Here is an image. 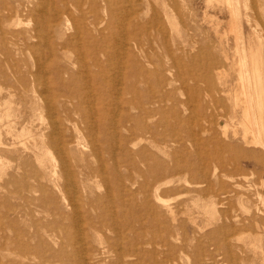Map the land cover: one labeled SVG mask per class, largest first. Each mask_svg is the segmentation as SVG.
<instances>
[{
	"label": "rangeland",
	"instance_id": "rangeland-1",
	"mask_svg": "<svg viewBox=\"0 0 264 264\" xmlns=\"http://www.w3.org/2000/svg\"><path fill=\"white\" fill-rule=\"evenodd\" d=\"M57 1L60 0H54ZM89 1L82 2V8H69L73 13L70 15L76 17V20L71 17V21L63 24L64 27L61 26L62 28L54 33H47L33 27L35 21L32 13L39 12L35 10L36 7L39 9L47 5L48 0H0V15L6 13L0 16V111L6 112L8 108V111L13 113L12 118L16 120V116L20 115L21 121L16 126L18 129L26 127L25 125L34 124L33 129L40 126L42 132L49 134L46 137L47 143L50 144L49 151L53 137L57 135H52L49 129V118L44 110L46 102L41 96L54 94L52 89L64 86L67 84L64 81H68L71 88L78 87L77 90L89 97L88 105H91V110L100 113V117L92 123L89 122L88 129L85 128L84 122L67 123L74 142L83 137L80 146L83 152L86 150L84 154L91 163L88 166L93 167L92 170L81 162L83 173L77 171L79 175L75 176V179L81 177L78 179L79 185L87 186L83 191L85 197L77 193L75 201L79 208L73 205L74 202L68 203L71 200L66 199L64 190L54 186L49 179H43L41 186L39 185V181L32 176L35 173L33 170L38 169L33 149V152L25 150L24 145L17 142L14 149L9 145L8 150L0 155V264H264V149L255 144L253 133L246 131L250 129L249 125H246L245 102L241 100L243 94L240 83V56L237 53L234 34L226 32L230 19L226 2L110 0L113 5L112 15L105 14L101 9L104 13L100 11L99 16L100 20L104 21L96 24L98 31L92 33L94 28L90 26L89 31L78 35L80 28L75 24L82 23L80 16L86 13L84 20H87V25L96 14L90 12ZM246 1L250 9L244 4L241 8L246 39L258 40L264 51V0ZM13 7L15 13L11 10ZM40 10V15L47 13V10ZM29 11L33 12L28 13ZM46 15L48 17V13ZM19 18L22 19L21 22L18 21ZM109 20L111 22L108 24ZM35 33L38 36H35ZM94 34H98V37ZM89 37L92 39L89 40ZM105 37L108 39L106 44L112 56L118 51H126L122 58L123 63H108L106 58L102 57L99 67L103 69L91 65L94 69L103 70L108 79L107 83L101 82V79L86 78L79 63H76L79 69L74 64L81 54L84 56L89 53V47L85 48L87 44L102 41ZM55 41H58V44ZM67 41L72 44L70 46L66 43L70 47L65 44ZM116 42L119 47L126 43L120 49L115 46ZM59 43L65 46L60 44L61 47H58ZM51 50L58 52H53L54 56L50 57L48 55ZM58 54H62V58ZM133 58L135 60H132ZM91 59L92 56L88 54L86 60L90 62ZM17 69L19 71H16ZM77 69L82 70L81 74ZM66 70L67 73L64 72ZM15 71L19 75L13 74ZM61 73L62 77L58 76ZM22 81L25 82L24 85ZM53 81L55 84L51 86ZM73 81L76 86L72 84ZM132 81L134 85L130 86ZM152 95L156 96L157 100L151 98ZM131 96L134 103L132 107L128 102ZM117 98L118 103L115 101ZM148 98L157 101L152 106L156 113L145 116L138 104L142 103L144 106ZM86 109L89 107L86 106ZM150 110L147 107V111ZM129 111L135 116L131 122L133 130L136 129L135 133L132 129L128 130L130 125L127 124L130 122L126 121V115ZM142 118L150 126H154L156 122L159 128L157 136L151 137L149 133L145 135L137 129ZM225 124L229 126L224 128ZM75 127H80L85 133L81 129L77 133ZM250 135L252 137L248 139ZM92 137L97 143L96 156L92 153L94 149L90 148L94 146L89 142ZM3 138L7 142L11 141V136L4 134ZM104 140L108 144H105ZM153 145L157 147V151ZM141 148H145L147 159L139 154ZM155 153L161 154H158L160 157ZM76 154L80 156V153ZM154 157L161 160L163 157L162 161L168 162L164 163L166 166L178 163L175 171L160 179L162 184L152 180L155 169L152 168L149 173L145 171L146 163L155 165ZM254 157H261V163H254ZM15 160L18 161L17 165ZM189 160L192 163L194 160L199 162L201 169H193L194 172L196 170L195 173L193 170L181 169ZM72 168L76 172V167ZM205 170H208L207 174ZM87 172L90 173L89 176ZM196 176H203L205 181L197 183ZM155 187L160 188L159 191ZM56 189L59 193H56ZM108 191L110 196L106 201L101 195ZM95 195L99 201L90 204L87 197L96 199ZM155 195L160 200L163 199L161 203ZM56 199L65 201V204ZM153 206L157 208L154 209ZM167 206L172 207L176 218L171 217ZM127 240H131L130 248ZM108 244L113 250L104 252L103 249L108 248ZM124 252H128V255ZM56 253L61 254V258L56 256ZM90 253L94 255L90 257ZM30 255L31 258H28ZM59 258L61 260L58 261Z\"/></svg>",
	"mask_w": 264,
	"mask_h": 264
},
{
	"label": "bare ground",
	"instance_id": "bare-ground-1",
	"mask_svg": "<svg viewBox=\"0 0 264 264\" xmlns=\"http://www.w3.org/2000/svg\"><path fill=\"white\" fill-rule=\"evenodd\" d=\"M86 2H87V0H85ZM85 1H82L81 0V2H80V0H73L72 2H70V0H60V1H57V2H54V0H48V2H47V0H46V2H47V5L45 4L44 6H41L40 8H42V10H47V13H48V17H47V13H43L42 15H40L39 13L41 12V10H40V8L38 9V7H36V9L35 8H33V9H35V10H37V11H39V12H35V13H32V12H28V13H32V16H33V18H34V21L35 22H33V20L31 19V21L35 24L34 26H33V24H32V26L35 28V29H37V30H45L47 33L49 32V33H54V31L55 30H58L61 26L62 27H64L63 26V24L65 23V22H68V21H71V20H69L71 17V19H74L75 18V20H76V17H74L73 18V15H70L72 12H70V10H69V8L71 7V6H73L72 7V9L74 8V6H76V8H82V6L81 5H83L84 3H85ZM219 0H217V2H218ZM225 2H226V5L228 6V8H229V12H230V19H229V23H228V27H227V31L226 32H232L233 34H234V38H235V44L237 45V48H236V46H235V48L237 49V53L239 54V56H240V58H239V56H238V58L240 59L239 60V65H240V83H241V85H242V94H243V98H241V100H243L244 102H245V116H246V119H247V122H246V125H249V128L248 129H250V130H246V131H251V133H253V135H254V142H255V144L257 145V146H259V148L261 147L262 149H264V51L262 50V48H261V46H260V44H259V41L258 40H256L255 41V39H253L252 38V40H247L246 39V35H245V31H244V27H243V24H242V20H241V16H243L242 15V13H241V8H242V6H243V4H244V6L247 8V1L246 0H224ZM40 2V1H39ZM38 2V3H39ZM82 2H84L83 4H82ZM91 2V5L89 4V6L91 7V11L90 12H95V13H93V14H95L94 16V19L92 18V19H90L91 21H89V19H88V21H89V23L86 25V23H87V20H84L85 19V17L86 16H84V15H82V16H80V17H82L80 20L82 21V23H79V24H75L78 28H80L79 29V31L80 32H78L77 34L78 35H80L79 33H86L87 31H89V29H90V26H92L94 29L92 30V33H93V31H98V26H96V24L99 22V21H102V20H100V16H99V12L101 11V9L105 12V14H108L109 16H111L112 15V9H113V5H112V2L110 1V0H90L88 3H90ZM209 2H210V0H209ZM211 2H212V0H211ZM44 2L42 1V3L41 4H43ZM81 3V4H80ZM214 3H215V1H214ZM40 4V5H41ZM218 4V3H217ZM220 4V3H219ZM211 5V4H210ZM223 5V4H222ZM20 6H21V4H20ZM77 6H79V7H77ZM81 6V7H80ZM221 6V5H220ZM225 6V5H224ZM250 5H248V7H249ZM24 7V6H23ZM22 7V8H23ZM221 7H223V6H221ZM21 8V9H22ZM30 8V7H29ZM13 9H14V7L13 8H11V10L13 11ZM249 9H250V7H249ZM10 10V11H11ZM17 10V9H16ZM20 10V9H19ZM26 10H27V8H26ZM34 10V11H35ZM24 11H25V9H24ZM24 11H22V12H24ZM249 11V10H248ZM14 12V11H13ZM21 12V11H20ZM21 12V13H22ZM102 12V11H101ZM104 12H102V13H104ZM246 12V11H245ZM250 12V11H249ZM9 13V12H8ZM7 13V14H8ZM15 13V12H14ZM209 13V12H208ZM5 15H6V13H4ZM4 14H1V15H4ZM10 14H12V13H10ZM25 14H26V12H25ZM73 14V13H72ZM75 14V13H74ZM0 15V16H1ZM19 15V14H18ZM22 15H24V13L22 14ZM21 14H20V16H22ZM76 15V14H75ZM74 15V16H75ZM81 15V14H80ZM101 15V14H100ZM209 15V14H208ZM207 15V16H208ZM212 15V14H211ZM247 15V14H246ZM27 16V15H26ZM31 16V15H30ZM46 16V17H45ZM79 16V15H78ZM104 17L106 16V15H103ZM102 16V18H104ZM206 16V15H205ZM210 16V15H209ZM208 16V17H209ZM213 17H214V15H212ZM211 16V17H212ZM2 17V16H1ZM0 17V18H1ZM12 17V16H11ZM14 17H15V14H14ZM19 17V16H18ZM79 17V18H80ZM212 17V18H213ZM217 17V16H216ZM245 17V16H244ZM87 18H89L88 17V15H87ZM206 18V17H205ZM210 18V17H209ZM219 18V17H218ZM249 18H251L250 16H249ZM30 19V18H29ZM106 19H108V18H106ZM215 19V18H214ZM249 20V19H248ZM247 20V22L249 23V21ZM252 20V19H251ZM18 21H22V19H20L19 18V20ZM85 21H86V23H85ZM104 21V20H103ZM208 21V20H207ZM216 21V20H215ZM108 22V24L111 22L110 20L109 21H107ZM125 22V21H124ZM220 22V21H219ZM219 22H217V23H219ZM29 24V23H28ZM100 24H101V22H100ZM251 24V23H250ZM249 24V25H250ZM66 25V24H65ZM210 25V24H209ZM216 24L214 23V26H215ZM219 25H220V23H219ZM100 26V25H99ZM226 26V25H225ZM258 26H260V25H258ZM61 27V28H62ZM91 27V28H92ZM213 27V26H212ZM215 28V27H214ZM261 29V28H260ZM263 29V28H262ZM36 30V31H37ZM217 30V29H216ZM18 31V30H17ZM16 31V32H17ZM22 30H20V32H21ZM34 31V30H33ZM78 31V30H77ZM91 31V30H90ZM263 31V30H262ZM25 32V31H24ZM23 32V33H24ZM31 32V31H30ZM62 32V31H61ZM219 32H221V30L219 31ZM32 33V32H31ZM36 33H38V32H36ZM35 33V34H36ZM45 33V32H44ZM257 33V32H256ZM21 34H22V32H21ZM26 34V33H25ZM24 34V35H25ZM33 34H34V32H33ZM219 34V33H218ZM224 34V33H223ZM223 34H220V35H223ZM258 34V33H257ZM19 35V34H18ZM39 35H40V33H39ZM44 35H46V34H44ZM44 35H42L43 37H46V36H44ZM64 35V34H63ZM84 35V34H83ZM98 34H94V36H97ZM216 35H217V33H216ZM32 36V35H31ZM35 36H38L37 34L35 35ZM59 36V35H58ZM93 36V35H92ZM53 37H54V35H53ZM55 37H57V35L55 36ZM76 37V36H75ZM75 37H74V39H75ZM80 37V36H79ZM98 37V36H97ZM96 37V38H97ZM68 38V37H67ZM73 38V37H72ZM71 38V39H72ZM77 38V37H76ZM94 38V37H93ZM106 38V37H105ZM222 38V37H221ZM59 39H61L60 37H59ZM90 39H92L91 37H89V40ZM224 39V38H223ZM52 40V39H51ZM66 40H68V39H66ZM80 40V39H79ZM124 40H125V38H124ZM16 41H18L17 39H16ZM72 41V40H71ZM77 41H78V39H77ZM13 42V41H12ZM51 42V41H50ZM57 44H58V41H55ZM15 43V42H14ZM61 43H62V41H61ZM61 43H59V45L61 44ZM64 43V42H63ZM66 43H69V41H67V42H65V44ZM76 43V42H75ZM78 43V42H77ZM76 43V44H77ZM106 43H108V39L106 38V39H103L102 41H93V42H91L90 44H87V46L85 47V48H87V47H89V53L88 54H90L91 56H92V59H91V61L90 62H88V60H86V57L88 56V54L86 55L85 53L87 52L85 49V55L83 56L82 54V56L80 55L78 58H77V60H76V57H75V60L77 61H75V63L74 62H70L71 64L72 63H74V64H78L79 63V65L82 67V70H78L80 67H79V65H77L78 66V71H80L79 72V74H81V71L86 75V78L87 77H89L91 80H93V79H101V82H105V83H107L108 82V79H107V76L104 74V72H103V68L102 67H99L100 66V64H101V62H100V60H102V57H105L106 58V60L105 61H107L108 63L110 62H119V63H123V59L122 58H124L123 56L124 55H126V51H118L117 53H115L114 54V56H112L111 54V51L109 52V46H107V44ZM126 43V42H125ZM125 43L121 46V47H119V44L116 42L115 44V46L118 48H123V46H125ZM17 44V43H16ZM65 44H61L62 45V47H64L65 46ZM70 44V43H69ZM51 45V44H50ZM61 45L60 46H58V47H61ZM67 45V44H66ZM72 44H70V46H71ZM67 46H69V45H67ZM69 46V47H70ZM74 46V45H73ZM76 46V45H75ZM78 47L80 46V44L79 45H77ZM114 46V45H113ZM3 47V46H2ZM5 47V46H4ZM68 47V48H69ZM78 47H76V49L78 48ZM82 48H83V46H81ZM81 47L79 48V49H81ZM224 47V46H223ZM7 48V47H6ZM51 48H52V46H51ZM57 48V47H56ZM11 49H12V47H11ZM49 49H50V46H49ZM60 49V48H59ZM58 49V50H59ZM67 49V48H66ZM73 49V48H72ZM5 50V49H4ZM61 50V49H60ZM83 50V49H82ZM6 51H8L9 52V50H8V48H7V50ZM236 51V50H235ZM234 51V52H235ZM54 52V51H53ZM52 52V50L50 51V53H49V55L48 56H50V57H52V56H54V53L55 52H58L57 50H55V52L53 53ZM74 52V51H73ZM84 52V51H83ZM64 52H62V54H63ZM236 53V52H235ZM234 53V54H235ZM56 54V53H55ZM61 54V55H62ZM75 54V53H74ZM77 54V53H76ZM128 54V53H127ZM59 55V54H58ZM61 55H59L61 58H62V56ZM235 55H237V54H235ZM59 56H57V57H59ZM77 56V55H76ZM128 56H130L129 54H128ZM132 57V56H131ZM54 58V57H53ZM53 58H52V60H53ZM56 58V57H55ZM236 58H237V56H236ZM60 59V58H59ZM58 59V60H59ZM88 59H90L89 57H88ZM115 59L117 60V61H115ZM122 59V60H121ZM57 60V61H58ZM132 60H135L134 58L132 59ZM237 60V59H236ZM50 61V60H49ZM74 61V60H73ZM125 61V60H124ZM129 61V60H128ZM49 63V62H48ZM65 63V62H64ZM129 63V62H128ZM135 63H136V61H135ZM58 65V64H57ZM61 65V64H60ZM91 65H93V66H98L99 68H102V69H94ZM126 65V64H125ZM125 65H124V67H125ZM133 65V64H132ZM67 65H65V67H66ZM103 66V65H102ZM130 66V65H129ZM97 67V68H98ZM123 66H121V68H122ZM131 67V66H130ZM133 67V66H132ZM20 68V67H19ZM120 68V69H121ZM137 68V67H136ZM239 68V67H238ZM66 69V68H65ZM67 69H68V67H67ZM124 69V68H123ZM126 69V68H125ZM124 69V70H125ZM14 70V69H13ZM61 70H62V68H61ZM70 70V69H69ZM123 70V72H125ZM128 70V69H127ZM133 70V69H132ZM135 70V69H134ZM16 71H19L18 69L16 70ZM13 72V74L14 73H17V72ZM50 71V70H49ZM57 71V70H56ZM60 71V69L58 68V73H60L59 72ZM21 72V71H20ZM64 72H66L67 73V70L66 71H64ZM70 72V71H69ZM136 72V71H135ZM22 73V72H21ZM52 73H54V72H52ZM63 73V72H62ZM62 73H61V75H58V76H61L62 77ZM74 73H76V71L74 72ZM74 73H73V75H74ZM121 73V72H120ZM18 74V73H17ZM72 74V73H71ZM125 74H127V73H125ZM124 74V75H125ZM130 74H131V72H130ZM19 75V74H18ZM22 75V74H21ZM76 75H77V73H76ZM83 76V75H82ZM74 77H76L77 78V76H74ZM73 77V78H74ZM124 77V76H123ZM18 78H19V76H18ZM75 78V79H76ZM79 78H80V76H79ZM93 78V79H92ZM121 79H123L122 77H120ZM155 78H157L156 76H155ZM89 79V80H90ZM125 79H126V77H125ZM133 79V78H132ZM239 79V78H238ZM127 80H129V79H127ZM131 80V79H130ZM157 80V79H156ZM60 81H61V79H60ZM80 81H81V78H80ZM85 81H86V79H85ZM119 81H120V79H119ZM138 81V80H137ZM19 82V81H18ZM23 82V85H24V81H22ZM64 82H67V84L66 85H64V86H61V87H59V86H57L58 88H56V89H52V90H54L53 92H54V94H50V95H46V96H41V98L42 99H44L45 100V104H44V110L46 111V113H47V116H48V118H49V121H48V123H49V129H51V133H52V135H54V134H56V135H54V136H56V137H53L54 139L52 140L53 142H51V144H52V148L54 149V151L52 152L51 150H52V148H51V150L49 151V148L50 147H48V146H50V144L49 143H47V141H46V137H48L49 136V134H47L45 131H41L40 130V128L38 127L37 129H33V125H29V126H27V125H25L26 127H20L21 129H18L16 126H17V124L18 123H20V119H19V117H20V115L18 116H16V114H15V116L16 117H18V119L16 120V119H14V118H12V116H13V113H11L10 112V110L8 111V108H7V111L6 112H2V111H0V155H2V153H4V152H6L7 150H8V146L10 145L11 146V148H13L14 149V147H15V145H16V143L17 142H21L23 145H24V148H25V150H27V149H29V150H31L32 151V149H33V151H34V154H35V158L37 159V162L35 161V164L36 163H38V169L37 170H33V172H35L32 176L37 180V181H39V185L41 186V181H43V179L44 180H50V181H52L53 182V184H54V186L56 185L60 190H64V194H66V199L68 200V198L71 200V202L69 201H66V202H68V203H73V205L75 206V207H77V208H79V204L75 201L77 198V193H79L80 195H81V197H85V195H84V192L83 191H85V189H86V187H85V185H83V184H81V185H79L78 184V181H80V180H78L79 178H81V177H79L78 179H75V176H76V174H78L77 173V171L79 172V173H83V171L82 170H84V167L83 166H81V162H82V165H84V166H87V167H89L88 166V164L90 163L89 161H88V156L86 157L85 156V154H84V152L86 151H84L83 152V148L81 149V140L83 139V137H82V139H78L77 141L75 140V142H74V139H72V133H70L69 132V130H70V127L68 126V122H70V123H72L71 121H78L77 123H79V121L80 122H84L86 125H85V128H89L90 127V123L89 122H91L92 123V121H95L98 117H100V113H98L97 111H92L91 109V105L89 104L88 105V103H89V101H90V99H89V97H86V95L83 93V92H81V90H77V89H79L78 87H76V89H73V88H71L70 86L71 85H68V81H64ZM71 82V81H70ZM75 82H76V80H75ZM82 82L84 83V81L82 80ZM129 82V81H128ZM127 81H126V83H128ZM135 82V81H134ZM28 83V82H27ZM78 83V82H77ZM86 83V82H85ZM93 83V82H92ZM19 84H20V82H19ZM55 84V81H53L52 83H51V86H53ZM73 85H75L74 84V81H73V83H72ZM102 84V83H101ZM101 84H99V85H101ZM124 84V83H123ZM22 85V84H21ZM57 85V84H56ZM72 85V86H73ZM98 85V84H97ZM103 85V84H102ZM131 85H134V83H133V81H132V84H130V86ZM240 85V86H241ZM50 86V87H51ZM76 86V85H75ZM87 86V85H86ZM105 86V85H104ZM124 86V85H123ZM129 86V85H128ZM127 86V88H129ZM137 86V85H136ZM154 86V85H153ZM17 87H18V84H17ZM74 87V86H73ZM133 88H134V86H132ZM21 89V88H20ZM135 89H138V88H135ZM134 89V90H135ZM26 90V89H25ZM46 90V89H45ZM44 90V91H45ZM128 90V89H127ZM84 91V90H83ZM136 91V90H135ZM146 91V90H145ZM149 91V90H148ZM129 92V91H128ZM127 92V93H128ZM133 92V91H132ZM86 93V92H85ZM146 93V92H145ZM149 93H150V91H149ZM22 94V93H21ZM155 94V93H154ZM101 95H103V93L101 94ZM130 95H133V94H131L130 93ZM129 95V96H130ZM128 96V97H129ZM134 96V95H133ZM148 96V95H147ZM91 97H93L92 95H91ZM151 98L153 97V99H155V100H157L156 98V96L154 97L153 95L152 96H150ZM55 98H56V100H55ZM57 98H59L60 100H58ZM123 98V97H122ZM151 98H148L149 100H147V104H144V106L142 105V103L140 104H138V106L141 108V113H143V115H150V114H153V113H156L155 112V108L153 109L152 108V106H153V104H154V102L155 101H153V99H151ZM132 96H131V99L128 101V102H130L129 103V105L132 107V105H134V103H132ZM91 100H92V98H91ZM115 101H117V103L119 102V100H118V98H117V100H115ZM44 102V101H43ZM157 102V101H156ZM155 102V103H156ZM92 104V103H91ZM93 105V104H92ZM86 106H88L89 107V109L87 110L86 109ZM137 106V105H136ZM147 107L149 108V109H151L150 110V112L149 111H147ZM2 109V108H1ZM4 110V109H3ZM154 111V112H153ZM154 115V114H153ZM42 117H44V116H42ZM145 118V117H144ZM144 118H142V120L138 123V126H137V129H139L140 131H141V133H143V134H145V135H147L146 133H149V135L151 136V137H155V136H157L158 134H159V128L157 127L158 125L156 124V122H155V125L154 126H150V125H148V124H146L145 122H144ZM148 118H151V117H148ZM134 119H135V116L129 111L128 113H127V115H126V121L128 120L129 122H130V124H127V125H130L129 127H128V130H130V129H132L133 130V128H132V120L134 121ZM31 122H32V120H30ZM147 121V120H146ZM27 122H28V120H27ZM103 123V125H105V123H104V121H102ZM148 122V121H147ZM26 124V123H25ZM29 124V123H28ZM98 124V123H97ZM150 124H151V122H150ZM159 124V123H158ZM242 124V123H241ZM20 125V124H19ZM22 125V124H21ZM71 125V124H70ZM74 125V124H73ZM160 125V124H159ZM228 124H225L224 125V128H226V126H227ZM81 126V125H80ZM229 126V125H228ZM94 127V126H93ZM240 127V126H239ZM47 128V127H46ZM76 128V131H77V133L78 132H80V129L82 128V126H81V128L80 127H75ZM92 128V127H91ZM44 129V128H43ZM33 130H36V131H33ZM82 130V132H83V129H81ZM92 130V129H91ZM136 130V129H135ZM135 130H133V132L135 131ZM50 131V130H49ZM71 131V130H70ZM90 131V130H89ZM243 131H244V129H243ZM48 132V131H47ZM81 132V134L83 135V133H85V132H83L82 133ZM54 133V134H53ZM135 133V132H134ZM139 134H140V132H138ZM8 135V136H11V141L10 142H7L6 140H4V138H3V135ZM75 134V133H74ZM80 134V133H79ZM132 134V133H131ZM157 134V135H156ZM48 135V136H47ZM77 135V134H76ZM93 135V134H92ZM78 136H81V135H78ZM50 137H52V136H50ZM146 138L148 137V136H145ZM150 137V138H151ZM252 136L250 135V136H248V139L249 138H251ZM76 138V137H75ZM132 138V137H131ZM48 139V138H47ZM104 139H106V138H104ZM143 139V138H142ZM247 139V140H248ZM253 139V138H252ZM84 140V139H83ZM153 140H154V138H153ZM173 140V139H172ZM51 141V140H50ZM95 141H96V139L94 138V137H92V139H90V141L89 142H91L90 143V145H94V146H90V148L92 147L93 149H94V152H92L93 153V155H95L96 153H98V148H96L97 146V143H95ZM105 141V144H108L107 142H106V140H104ZM147 141V140H146ZM149 141V140H148ZM152 140H150L149 142H151ZM250 141H251V139H250ZM249 141V142H250ZM49 142V141H48ZM82 142H84V141H82ZM157 143V142H156ZM155 143V144H156ZM21 144V145H22ZM87 144V143H86ZM251 144V143H250ZM166 145V144H165ZM168 145V144H167ZM147 148L146 149H148L149 147L148 146H146ZM153 147H155L154 145H153ZM160 147V146H159ZM164 147V146H163ZM85 148H87V147H85ZM156 148L157 147H155V150H156ZM184 148V147H183ZM182 148V149H183ZM258 148V147H257ZM149 150V149H148ZM159 150V149H158ZM165 150V149H164ZM32 151V152H33ZM152 151V150H151ZM157 151V150H156ZM163 151V150H162ZM162 151H160V152H162ZM259 151V150H258ZM75 152V153H74ZM76 152L80 155V156H78L77 154H76ZM153 152H155V151H153ZM56 153V154H55ZM164 153V152H163ZM162 153V154H163ZM173 153V152H172ZM139 154L141 155V156H143L144 158H146V157H148V155L146 156V153H145V148H141L140 150H139ZM155 154H157V153H155ZM159 154V153H158ZM157 154V156H159V155H161V154H159L158 155ZM165 154H167V152L165 153ZM174 154H175V152H174ZM173 154V155H174ZM56 155H57V157H56ZM99 155V154H98ZM264 155V154H263ZM90 156V155H89ZM92 156V155H91ZM96 156V155H95ZM151 156V155H150ZM149 156V157H150ZM154 156H156V155H154ZM3 157H5V156H3ZM160 157V156H159ZM175 157V156H174ZM183 157H184V155H183ZM186 157H188V154L186 155ZM190 157V156H189ZM262 157V156H261ZM261 157H254L253 158V162L254 163H256V164H260L261 163ZM0 158H2V157H0ZM58 158V159H57ZM151 158V157H150ZM177 158V157H176ZM192 158V157H191ZM16 159V158H15ZM19 159V158H18ZM147 159V158H146ZM154 159V166H151V164L150 163H146V169H145V171L146 172H150L151 171V169L153 168V169H155V172L152 174V180L153 181H156V183L157 182H160L161 184H162V181L160 180L161 178H163V176H165L166 175V177H167V175L168 174H171L172 172H173V170L176 168V167H178V163H175V164H169V165H171V166H169V165H165L164 163H168V162H163L164 160H163V157H162V160L161 159H159V158H157V157H154L153 158ZM178 159V158H177ZM180 160H181V158H179ZM187 159H189V158H187ZM25 160V159H24ZM172 160H174L173 158H172ZM190 160H192V159H190ZM186 161L185 162V164H183L182 166L184 167V168H181V169H186V170H193V169H197L199 166H200V164H199V162H196L195 160H194V163H192L191 161ZM16 161V160H15ZM33 161V160H32ZM58 161V162H57ZM146 161V160H145ZM167 161V160H166ZM179 161V160H178ZM24 162V161H23ZM27 162V161H26ZM34 162V161H33ZM152 162V161H151ZM175 161H173V163H174ZM183 162V161H182ZM17 163H18V161H16V165H17ZM170 163V162H169ZM25 164V163H24ZM91 164V163H90ZM2 165V164H1ZM15 165V166H16ZM33 165V164H32ZM143 165H144V163H143ZM181 165V164H180ZM262 165H264V164H262ZM3 166H5V164L3 165ZM25 166H26V164H25ZM36 166V165H35ZM76 167V172L73 170V168L72 167ZM22 167H23V165H22ZM19 168V167H18ZM27 168H28V166H27ZM27 168H26V170H27ZM90 169H92L93 167L91 166V167H89ZM144 168V167H143ZM208 168V167H207ZM29 169H31V168H29ZM35 169V168H34ZM199 169H201L200 167H199ZM198 169V170H199ZM209 169V168H208ZM93 170V169H92ZM92 170L90 171V172H92ZM197 170V171H198ZM29 171V170H28ZM175 171V170H174ZM179 171V170H178ZM208 171V170H207ZM207 171L205 170L204 172L207 174ZM210 171H211V169H210ZM21 172V171H20ZM23 172H24V169H23ZM27 172V171H26ZM94 172H96V171H94ZM99 172V171H98ZM185 172V171H184ZM193 172H194V170H193ZM195 172H196V170H195ZM194 172V173H195ZM214 172H215V170H214ZM28 173V172H27ZM30 173V172H29ZM28 173V174H29ZM32 173V172H31ZM85 173V172H84ZM188 173V172H187ZM204 173V174H205ZM86 174V173H85ZM87 174H88V176H89V174L90 173H88L87 172ZM91 174H93V172L91 173ZM192 174V173H191ZM203 174V173H202ZM79 175V174H78ZM197 175V174H196ZM29 176V175H28ZM28 176H26V177H28ZM81 176V175H80ZM206 176V175H205ZM210 176V175H209ZM93 177V176H92ZM170 177H171V175H170ZM197 177V176H196ZM30 179H31V177H29ZM85 178V177H84ZM203 178V176L202 177H197L196 178V182L198 183V182H203V181H205V179H202ZM34 179V180H35ZM63 179V180H62ZM89 179V178H88ZM171 179V178H170ZM208 179V178H207ZM206 179V180H207ZM31 180H33V179H31ZM30 180V182H32ZM33 180V181H34ZM66 180V181H65ZM160 180V181H159ZM88 181V180H87ZM96 181V180H95ZM146 181V180H145ZM167 181H168V179H167ZM194 181V180H193ZM45 182V181H44ZM43 182V183H44ZM52 182H51V184H52ZM166 182V181H165ZM170 182V181H169ZM210 182V181H209ZM25 183V182H24ZM50 183V182H49ZM97 183V182H96ZM195 183V182H194ZM263 183V182H262ZM35 184H37V183H35ZM45 184V183H44ZM53 184H52V186H53ZM99 183H97V185H98ZM101 184H104V183H101ZM155 184V183H154ZM165 184V183H164ZM167 184V183H166ZM46 185H49V184H46ZM156 185V184H155ZM158 185V184H157ZM156 185V186H157ZM160 185V184H159ZM197 185V184H196ZM199 185V184H198ZM264 185V184H263ZM262 185V186H263ZM25 186V185H24ZM27 186H29L28 184H27ZM32 186V185H31ZM33 186H34V184H33ZM94 186H95V184H94ZM99 186H100V184H99ZM102 186V185H101ZM100 186V187H101ZM146 186V185H145ZM161 186V185H160ZM80 187H81V189H80ZM97 187V186H96ZM107 187V186H106ZM159 187V186H158ZM27 188V187H26ZM25 188V189H26ZM44 188V187H43ZM48 188V187H47ZM145 188H147V187H145ZM19 189V188H18ZM24 189V188H23ZM38 189H39V187H38ZM52 189V188H51ZM108 189V188H107ZM155 189H157L156 187H155ZM158 189H160V188H158ZM157 189V190H158ZM20 190H21V188H20ZM30 190V189H29ZM28 190V191H29ZM53 190H54V188H53ZM57 190V189H56ZM23 191V190H22ZM25 191V190H24ZM107 191V190H106ZM156 191V190H155ZM159 191V190H158ZM34 192V191H33ZM109 192L110 191H108V192H105L104 193V195H101V196H104L103 198H106V201H107V198H109ZM34 193H36V192H34ZM37 193H39V192H37ZM56 193H59L58 192V190L56 191ZM96 193V192H95ZM156 193V192H155ZM26 195H27V193H25ZM40 194V193H39ZM50 194V193H49ZM62 194V193H61ZM86 194V193H85ZM99 194V193H98ZM103 194V193H102ZM130 194V193H129ZM132 194V193H131ZM157 194V193H156ZM16 195H18V193L16 194ZM20 195V194H19ZM33 195H35V194H33ZM41 195V194H40ZM53 195V194H52ZM87 195H88V193H87ZM97 195V194H96ZM95 195V197H96V199L95 198H90V197H87V199L89 200V202H91L90 204H92V203H94V201H96V200H98V197ZM28 196H30V193L28 194ZM49 196V195H48ZM60 197L62 196V195H59ZM89 196V195H88ZM147 197V199H148V196H146ZM146 197H145V199H146ZM25 198V197H24ZM30 198H31V196H30ZM37 198V197H36ZM41 198V197H40ZM47 198H49V197H47ZM46 198V199H47ZM51 198H53V197H51ZM155 198H157L156 197V195H155ZM162 198V197H161ZM64 199H65V197H64ZM80 199V198H79ZM95 199V200H94ZM102 199V198H101ZM158 199V201L161 203V201L163 200V199H161L160 200V198H157ZM263 200L262 201H264V197L262 198ZM38 200V199H37ZM41 200V199H40ZM50 200V199H49ZM56 200H59V199H56ZM63 200V199H62ZM104 200V199H103ZM51 201V200H50ZM55 201V200H54ZM53 201V202H54ZM60 201V200H59ZM99 201V200H98ZM109 201H111V200H109ZM41 202V201H40ZM61 203H64L65 201H60ZM59 202V203H60ZM83 202V201H82ZM122 202V201H121ZM169 202V201H168ZM212 202V201H211ZM213 203H214V200H213ZM47 204V203H46ZM54 204H56V202L54 203ZM65 204V203H64ZM96 204V203H95ZM121 204V203H120ZM146 203H144V205H145ZM148 204V203H147ZM146 204V205H147ZM37 205H39V204H37ZM45 205V204H44ZM61 205V204H60ZM71 205V204H70ZM72 205V206H73ZM170 205V204H169ZM48 206V205H47ZM62 206V205H61ZM74 206H73V208H74ZM214 206V205H213ZM263 206H264V204H263ZM45 207V206H44ZM88 207H89V205H88ZM88 207H86V208H88ZM93 207V206H92ZM148 207V206H147ZM154 207V209H156L157 207L156 206H153ZM156 207V208H155ZM168 208H167V210L170 212V214H172V216L171 217H175V215H176V213L173 211V209H172V207L171 206H167ZM71 208V207H70ZM152 208V207H151ZM159 208V207H158ZM48 209V208H47ZM95 209V208H94ZM94 209H92V210H94ZM98 209V208H97ZM161 209V208H160ZM159 209V210H160ZM205 209H206V207H205ZM246 209V208H245ZM248 209V208H247ZM71 210H72V208H71ZM78 210V209H77ZM88 210V209H87ZM90 210H91V207H90ZM146 210V209H145ZM148 210V209H147ZM161 210H163V208L161 209ZM75 211V210H74ZM150 211V210H149ZM148 211V212H149ZM157 211H158V209H157ZM205 211H207V210H205ZM58 212H59V210H58ZM88 212V211H87ZM145 212H147V211H145ZM159 212V211H158ZM161 213H162V211H160ZM60 213H62L61 211H60ZM77 213V212H76ZM167 213V212H166ZM174 213H175V215H174ZM212 213V212H211ZM80 214H82V213H79V215ZM84 214V213H83ZM90 214V213H89ZM89 214H88V216H89ZM78 215V214H77ZM92 214H90V216H91ZM215 215V214H214ZM83 216V215H82ZM111 216V215H110ZM109 216V217H110ZM113 216V215H112ZM226 217H227V215H226ZM90 218V217H89ZM106 218V217H105ZM176 218V217H175ZM87 220H88V218H86ZM93 219V218H92ZM103 219V218H102ZM111 219V218H110ZM98 220V219H97ZM96 220V221H97ZM109 220V219H108ZM115 220V219H114ZM92 221V220H91ZM102 220H100V222H101ZM105 222H106V219L104 220ZM90 222V221H89ZM94 222V221H93ZM112 222H114V221H112ZM114 223H116V222H114ZM93 224V223H92ZM92 224H90V225H92ZM117 224V223H116ZM229 224V223H228ZM234 224V223H233ZM232 224V225H233ZM243 224V223H242ZM257 224H259L258 222H257ZM124 225V224H123ZM130 225V224H129ZM128 225V226H129ZM221 225V224H220ZM235 225V224H234ZM263 225V224H262ZM115 226V225H114ZM117 226V225H116ZM230 226V225H229ZM242 226V225H241ZM220 227V226H219ZM219 227H217V228H219ZM228 227V226H227ZM226 227V228H227ZM246 227V226H245ZM245 227H243V228H245ZM118 228V227H117ZM117 228H114L115 230L117 229ZM132 228V227H131ZM130 228V229H131ZM231 228V227H230ZM127 229V228H126ZM233 229V228H232ZM232 229H231V231H232ZM235 229V228H234ZM214 231V230H213ZM220 231V230H219ZM227 230H225V232H226ZM230 231V230H229ZM229 231H227V232H229ZM211 232H212V230H211ZM118 233V232H117ZM210 233V232H209ZM217 233V232H216ZM123 235V234H122ZM117 236V235H116ZM118 237V236H117ZM125 237V236H124ZM128 237V236H127ZM119 238V237H118ZM138 238V237H137ZM115 239H116V237H115ZM125 239V238H124ZM121 241H122V239H121ZM139 241V240H138ZM219 241V240H218ZM100 242V241H99ZM124 242V241H123ZM127 243H129L128 244V246L131 244L130 242H131V240H127L126 241ZM102 243V242H101ZM215 243V242H214ZM217 243V242H216ZM124 244V243H123ZM100 245V244H99ZM93 246V245H92ZM101 246V245H100ZM102 246H103V244H102ZM106 246H108V248L106 247L105 249H103V251L104 252H109V250L111 249V251L113 250L112 248H111V245H106ZM115 246H117V244L115 245ZM127 246V245H126ZM218 246V245H217ZM91 247V246H90ZM222 247V246H221ZM33 248V247H32ZM96 248V247H95ZM103 248V247H102ZM117 248H119V246H117ZM129 248H130V246H129ZM90 250V249H89ZM102 250V249H101ZM119 250H121V249H118V251ZM139 250V249H138ZM94 251V250H93ZM100 251V250H99ZM110 251V252H111ZM117 251V250H116ZM118 251H117V254H118ZM125 251H127V249L125 250ZM140 251V250H139ZM91 252V251H90ZM103 252V253H104ZM120 252H122V251H120ZM27 253H28V251H27ZM31 253V252H30ZM86 253H87V251H86ZM93 253V252H92ZM94 253H95V251H94ZM100 253V252H99ZM99 253H97V254H99ZM116 256H118L115 252H113ZM125 253V252H124ZM123 253V254H124ZM128 252H126L125 254L126 255H128L127 254ZM38 254H39V252H38ZM57 255L56 256H60V255H58V253H56ZM120 254V253H119ZM24 255H26V254H24ZM90 255H94V254H89V256ZM96 255V254H95ZM105 255V254H104ZM130 255V254H129ZM31 256L32 255H30V256H27L28 258L30 257L31 258ZM46 255H44V257H45ZM125 256V255H124ZM42 258H43V253H42V256H41ZM48 257H50V256H48ZM63 257V256H62ZM90 257H92V256H90ZM102 257V256H101ZM56 258V257H55ZM60 258H61V256H60ZM58 259V261L59 260H61V259ZM66 258V257H65ZM84 258V257H83ZM97 258V257H96ZM104 258H106V257H104ZM121 258V257H120ZM124 258V257H123ZM64 259V258H63ZM91 259H93V258H91ZM42 260V259H41ZM40 260V261H41ZM56 260H57V258H56ZM88 260V259H87ZM99 260V259H98ZM53 261V260H52ZM51 261V262H52ZM66 261V260H65ZM79 261V260H78ZM101 261H102V258H101ZM103 261H104V259H103ZM122 261V260H121ZM45 262V261H44ZM88 262V261H87ZM96 263H97V261H95ZM118 262H119V260H118ZM46 263H48L49 264V262H46ZM55 263H57V262H55ZM64 263H66V262H64ZM84 263H86V262H84ZM90 263H92V261L90 262ZM116 263H117V261H116ZM42 264H43V262H42ZM68 264V263H67ZM101 264V263H100Z\"/></svg>",
	"mask_w": 264,
	"mask_h": 264
}]
</instances>
